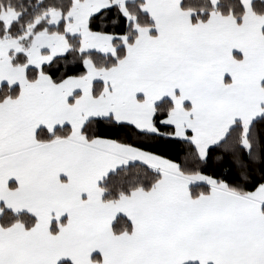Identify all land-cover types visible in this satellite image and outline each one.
Segmentation results:
<instances>
[{
	"label": "snow or ice",
	"instance_id": "1",
	"mask_svg": "<svg viewBox=\"0 0 264 264\" xmlns=\"http://www.w3.org/2000/svg\"><path fill=\"white\" fill-rule=\"evenodd\" d=\"M0 264H264V0H0Z\"/></svg>",
	"mask_w": 264,
	"mask_h": 264
}]
</instances>
